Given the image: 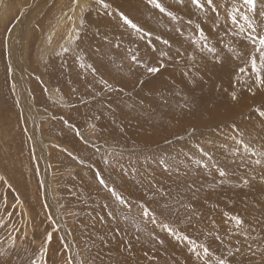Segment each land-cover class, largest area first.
<instances>
[{
  "label": "rangeland",
  "instance_id": "1",
  "mask_svg": "<svg viewBox=\"0 0 264 264\" xmlns=\"http://www.w3.org/2000/svg\"><path fill=\"white\" fill-rule=\"evenodd\" d=\"M158 2L86 0L75 23L51 0L23 39L21 9L0 23V264H264V0Z\"/></svg>",
  "mask_w": 264,
  "mask_h": 264
},
{
  "label": "bare ground",
  "instance_id": "2",
  "mask_svg": "<svg viewBox=\"0 0 264 264\" xmlns=\"http://www.w3.org/2000/svg\"><path fill=\"white\" fill-rule=\"evenodd\" d=\"M66 1V0H65ZM85 1L86 0H74V2H75V5H76V7H74L73 8V12H71V16H70V18H71V20L72 21H74L75 23H76V21H77V19H78V17H79V15L81 14V10H83L84 8H85ZM90 1V0H89ZM183 1H186V2H188V0H183ZM190 1V0H189ZM206 1V0H205ZM221 1H224V0H221ZM23 2H26V4H28V6H30V8H28V6L27 7H25V5L26 4H23ZM50 2H51V0H0V4H1V6L3 7V8H6V6H7V10L4 12V13H2V15L0 16V23H2V24H4L3 22H2V20L4 19V21H7V16H9V15H6L7 14V12H8V10H10V11H12L13 12V14H14V10H16V9H14L15 7H18L19 9H21V12H19L20 13V15H21V24H23V28H22V30H18L17 28H18V26L14 29V28H11V30H10V32H12V33H15V31L16 30H18L19 31V34L20 33H24V29L26 28V23H27V21L24 19L25 17H29L28 15H32V11L33 10H36L37 8H35L36 6H40V5H44V8H45V6L49 3L50 4ZM182 2V1H181ZM228 2V1H227ZM33 3L35 4V6L33 7ZM39 3V4H38ZM41 3V4H40ZM87 3V2H86ZM201 3V2H200ZM222 3V2H221ZM68 4V3H67ZM169 4V3H168ZM204 4V3H203ZM74 5V6H75ZM222 5H223V3H222ZM24 6V7H23ZM69 6V5H68ZM196 6V5H195ZM41 7H43V6H41ZM204 7V6H203ZM1 8V7H0ZM77 8V9H76ZM2 9V8H1ZM14 9V10H13ZM23 9V10H22ZM56 9V8H55ZM195 9V8H194ZM70 10V9H69ZM9 11V12H10ZM2 12V11H1ZM29 12V13H28ZM68 12V11H67ZM70 12V11H69ZM65 13L66 12H64L63 13V16L65 15ZM8 14H10V13H8ZM12 14V13H11ZM36 13H34V15H35ZM19 15V16H20ZM62 15V14H61ZM41 16V15H40ZM67 16V15H66ZM61 18H62V16H61ZM173 18V17H172ZM6 19V20H5ZM23 19L25 20V21H23ZM61 20L62 19H60V21H59V26L61 27V25H62V22H61ZM225 20V19H224ZM223 20V21H224ZM33 21V20H32ZM35 21V20H34ZM226 21H227V19H226ZM74 22H73V24H74ZM169 22V21H168ZM68 23H69V21H68ZM67 23V24H68ZM71 24H72V22H70ZM209 23V22H208ZM73 26V25H72ZM66 27V26H65ZM69 27V26H68ZM226 27V26H225ZM13 29V30H12ZM72 29V28H71ZM228 29H230V28H228ZM2 30V29H1ZM4 30V29H3ZM41 30V29H40ZM46 30V29H45ZM218 30V29H217ZM47 31V30H46ZM171 31V30H170ZM230 31V30H229ZM26 32V31H25ZM38 32L39 33H43L44 32V30L43 31H39L38 30ZM72 33V32H71ZM26 33H24V34H21L20 36H19V38L18 39H23L26 35H25ZM61 34V33H60ZM43 35H44V33H43ZM66 35H67V33H66ZM68 35H71V34H68ZM200 35V34H199ZM45 36V35H44ZM10 37V35L8 36V38ZM13 37V36H12ZM11 37V38H12ZM41 37V36H40ZM43 37V36H42ZM69 36H67V38H68ZM43 38H45V37H43ZM50 38H48V39H46V40H49ZM53 39V38H52ZM4 40V39H3ZM49 41H51V39L49 40ZM70 41V40H69ZM210 41V40H209ZM34 42H36V41H34ZM52 42V41H51ZM51 42H48L47 44H50ZM55 42V41H54ZM45 43V42H44ZM53 43V42H52ZM70 43V42H69ZM214 43V42H213ZM62 44H63V42H62ZM11 45V44H10ZM64 45H67V42L65 43L64 42ZM169 45V44H168ZM187 45V44H186ZM185 45V46H186ZM214 45V44H213ZM50 46V45H49ZM107 46V45H106ZM109 46V45H108ZM119 46V45H118ZM172 46H173V44H172ZM175 46V45H174ZM41 47V46H40ZM56 47V46H55ZM63 47V46H62ZM104 47V46H103ZM167 47V46H166ZM189 47V46H188ZM241 47V46H240ZM10 48L12 49V47L10 46ZM57 48V47H56ZM107 48V47H106ZM109 48V47H108ZM142 48V47H141ZM52 50L54 49L53 48V46H52V48H51ZM61 49V48H60ZM209 49V48H208ZM9 50V49H8ZM50 49H46L45 51H49ZM109 50V49H108ZM187 50V49H186ZM44 51V50H43ZM18 52V51H17ZM212 52V51H211ZM124 53V52H123ZM201 53V52H200ZM45 54V53H44ZM126 55V54H125ZM155 55V54H154ZM219 57V56H218ZM101 58V57H100ZM229 59V58H228ZM237 59V58H236ZM12 60V59H11ZM16 60V59H15ZM92 60H93V58H92ZM124 61V60H123ZM126 61V60H125ZM233 61H235V60H233ZM16 62V61H15ZM19 62L17 61V63H16V65H19L18 64ZM223 64V63H222ZM101 66V65H100ZM110 67V66H109ZM233 67H234V65H233ZM184 68V67H183ZM187 68V67H186ZM221 68V67H220ZM11 69L13 70V72H14V86H15V91H14V93L16 92L17 94H18V98H19V101H21L22 102V104H23V106H24V101H23V99H25V97H26V102L25 103H27V106H28V108H30V106H29V102H31L30 101V97L31 96H29L28 95V93H27V81L25 80L26 79V77H25V75H22V73L24 72V70H22L21 68H20V70H18V68H15L13 65H12V62H11ZM218 69V68H217ZM221 70V69H220ZM128 71V70H127ZM16 72V73H15ZM21 73V75H20V73ZM12 73V72H11ZM74 73V72H73ZM91 73V72H90ZM231 73V72H230ZM219 74V73H218ZM225 74V73H224ZM92 75V74H91ZM25 77V78H24ZM215 77H217V76H215ZM75 78V77H74ZM219 78H220V76H219ZM218 78V79H219ZM16 80V81H15ZM219 80H221V79H219ZM231 81V80H230ZM72 82H73V80H72ZM16 84V85H15ZM218 85V84H217ZM30 90V89H29ZM184 91V90H183ZM204 91V90H203ZM206 91V90H205ZM16 95V94H15ZM21 95H22V97H21ZM225 96V95H224ZM18 101V102H19ZM35 101V100H34ZM36 103V102H35ZM31 104V103H30ZM34 106V105H33ZM36 106V105H35ZM115 107V106H114ZM35 108V107H34ZM31 109V108H30ZM28 111V110H27ZM29 112V111H28ZM27 112V113H28ZM36 116V115H35ZM33 119H34V115H33ZM33 123H35V122H33ZM200 123V122H199ZM35 125V126H34ZM33 126L35 127V131L33 130L32 132H35V134H36V132H37V124L35 123ZM40 126H41V124H40ZM31 132V133H32ZM33 134V136H34V133H32ZM39 134V133H38ZM31 137V136H30ZM42 137V136H41ZM33 138V137H32ZM34 138H35V136H34ZM38 141V138L36 139H34V141H35V148L37 149L38 148V145H37V141ZM39 141H40V136H39ZM39 141H38V143H39ZM42 142V141H41ZM51 145L52 146H54L55 148H62L60 145H57L56 143H51ZM42 146V145H41ZM41 150V149H40ZM41 155H43L42 154V152L41 151H38ZM66 152H67V150H66ZM259 159V158H258ZM233 167V166H232ZM161 172V171H160ZM105 174V173H104ZM48 176V175H47ZM146 183V182H145ZM148 185V184H147ZM146 185V186H147ZM11 186V185H10ZM100 186V185H99ZM247 189V188H246ZM10 190V189H9ZM251 190V189H250ZM11 191V190H10ZM247 194V193H246ZM239 195V194H238ZM247 204V203H246ZM260 212V211H259ZM263 214V213H262ZM259 222V221H258ZM257 228V227H256ZM262 229H263V227H262ZM264 236V235H263Z\"/></svg>",
  "mask_w": 264,
  "mask_h": 264
},
{
  "label": "snow or ice",
  "instance_id": "3",
  "mask_svg": "<svg viewBox=\"0 0 264 264\" xmlns=\"http://www.w3.org/2000/svg\"><path fill=\"white\" fill-rule=\"evenodd\" d=\"M97 4H100L102 7H109V5L105 4L104 3V0H96ZM191 2L196 5L197 7H200V0H191ZM208 4L209 5H212L213 3V0H207ZM148 3L152 4L154 7L158 8L161 12H164L165 9L161 6V4L158 2V0H148ZM243 3L244 5L248 8L249 11H252L255 9L256 7V0H243ZM170 15V13H169ZM262 15H264V13H262ZM245 20H247V17H243ZM120 19L123 21V23L125 25H127L129 28L137 31V32H140L142 31L139 26L134 23L131 19H129L126 15H124L123 13L120 14ZM232 20L233 22L235 23L236 22V16L233 15L232 16ZM249 28L252 29L253 32H255V28H252V25L251 23H249ZM201 37L202 39H207L206 37L203 36V34L201 33ZM249 39L255 44V45H258V51H260V60H261V68H264V35H251L249 37ZM164 43H167V41H164ZM205 47H207V45L205 44ZM209 51H214V49H211L209 48ZM135 59V57L133 58ZM251 63V67H252V71L256 74V83H257V86H260V85H264V77L261 76V73H260V69L257 68V64H256V60L255 58L251 59L250 61ZM162 67V66H161ZM159 69L156 68V67H150L148 68V72L149 73H156L158 72ZM241 71L243 72L244 69H241ZM233 100H236L237 99V96L235 93L232 94V97H231ZM261 115H264V113H261ZM98 179L99 176L97 177ZM100 183L103 184L104 181L102 179H100ZM245 183H247V181H245ZM113 194H115L113 192ZM117 199H119V197H117ZM145 215H147V211H145ZM233 219L236 221L237 224L240 223V220L236 217H233ZM169 231L171 232V229H169ZM51 237L49 236V239ZM182 239H185L187 240V237H182ZM200 247L203 249V253L204 255H209V249L207 247H205L204 245H200ZM192 251H195V248H192L190 249ZM218 264H226L225 260L221 259L218 261Z\"/></svg>",
  "mask_w": 264,
  "mask_h": 264
}]
</instances>
